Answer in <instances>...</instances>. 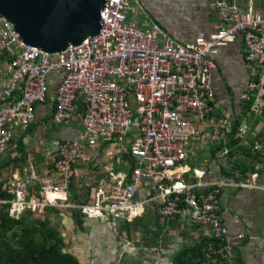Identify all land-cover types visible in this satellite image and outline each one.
Wrapping results in <instances>:
<instances>
[{
    "label": "built area",
    "instance_id": "obj_1",
    "mask_svg": "<svg viewBox=\"0 0 264 264\" xmlns=\"http://www.w3.org/2000/svg\"><path fill=\"white\" fill-rule=\"evenodd\" d=\"M130 3L105 0L98 34L56 53L24 44L0 15V49L12 50L0 73V167L15 128L32 123L35 106L46 102L52 73L60 75L56 121L71 122L78 97L85 102L75 138L56 140L47 152L57 174L36 175L30 163V176L10 177L5 185L10 199H0V218L4 207L16 219L45 208L75 210L108 223L126 250L134 245L119 231V220L143 214L155 200L161 216L188 213L193 224L206 226L217 242L220 263L236 264V244L222 221L219 197L224 188L255 186L227 176L207 181L206 168L187 166L186 161L193 143L219 141L224 139L223 127L231 128L224 119H212L211 71L219 49L240 35L250 67L240 101L249 105V116L263 114L264 14L253 5L241 9L239 0H215L222 26L211 38L185 44L158 24L147 31L137 29L128 20ZM236 129L247 136L250 126L244 120ZM101 142L129 145L131 172L112 173L110 189L97 188L92 204L69 200L72 162ZM253 150L264 166V139H256ZM31 181L38 183V195L30 196ZM244 239V233L236 236L237 241Z\"/></svg>",
    "mask_w": 264,
    "mask_h": 264
},
{
    "label": "crops",
    "instance_id": "obj_2",
    "mask_svg": "<svg viewBox=\"0 0 264 264\" xmlns=\"http://www.w3.org/2000/svg\"><path fill=\"white\" fill-rule=\"evenodd\" d=\"M223 1L228 4L231 0ZM237 4L243 10L253 5L264 14V0H239ZM130 5L128 20L137 29L147 31L153 24H158L185 44L199 38H211L222 26L215 0H131ZM11 55L12 50L8 53L0 49V73ZM245 55L244 38L240 35L220 48L215 56L211 71L215 95L212 119H224L231 130L224 126V139L219 141L193 143L194 150L189 153L186 163L190 167L206 168L207 181L217 180L225 177V172L234 171L235 160L249 165L248 176L237 180L248 181L256 189L224 188L219 206L222 221L237 245L236 263L264 264V166H260L261 159L255 157L252 147L256 139H264V115L250 120L245 105L240 101L250 75ZM59 79L58 73L49 76L46 102L35 106L32 123L15 128L2 156V162L14 158L0 171L1 192L8 196L6 182L13 176H30V163L36 175H56L54 161L47 155L49 148L56 140L75 138L81 128L85 112V102L81 97L75 103L71 122L55 120L54 99ZM244 120L250 126L249 133L236 146L234 156H228L225 144L229 142L233 124ZM32 124L33 127L29 128ZM132 165L129 145L101 142L93 149L85 148L83 154L72 162L67 187L69 200L92 204L97 188L110 189L112 173H130ZM250 166H255L254 171ZM28 191L30 196L38 195V183L29 182ZM52 209L45 210L44 216L62 237L63 250L79 264H112L119 259L120 264H151L156 260L158 264H175L181 252L194 249L203 239L211 238L208 228L193 224L188 213L169 218L161 216L154 200L143 214L130 221L119 220V231L134 245L122 250L119 238L108 223L85 218L75 210ZM240 233L245 234V239L237 241L236 236Z\"/></svg>",
    "mask_w": 264,
    "mask_h": 264
},
{
    "label": "trees",
    "instance_id": "obj_3",
    "mask_svg": "<svg viewBox=\"0 0 264 264\" xmlns=\"http://www.w3.org/2000/svg\"><path fill=\"white\" fill-rule=\"evenodd\" d=\"M248 110L249 105L245 106L246 113ZM237 124L239 123L233 124L229 142L225 144L228 156H234L236 146L244 137L237 133ZM32 127L33 124L29 126ZM255 157L259 158L258 155ZM13 160L14 158L4 160L0 171ZM250 167L254 171L255 166ZM248 171L249 165L235 160L234 171H227L224 174L237 180L246 178ZM1 188L0 182V197L10 199V195L2 193ZM49 209L52 208L36 212L26 211L16 219L8 215L6 207L3 208L0 218V264H79L71 254L63 250L62 237L51 225L49 218L44 216L45 210ZM235 247L237 248V245ZM216 249L217 242L212 238H205L196 248L181 252L176 257L175 264H221L219 255L215 253Z\"/></svg>",
    "mask_w": 264,
    "mask_h": 264
},
{
    "label": "water",
    "instance_id": "obj_4",
    "mask_svg": "<svg viewBox=\"0 0 264 264\" xmlns=\"http://www.w3.org/2000/svg\"><path fill=\"white\" fill-rule=\"evenodd\" d=\"M104 4L105 0H0V15L24 44L56 53L98 34Z\"/></svg>",
    "mask_w": 264,
    "mask_h": 264
},
{
    "label": "rangeland",
    "instance_id": "obj_5",
    "mask_svg": "<svg viewBox=\"0 0 264 264\" xmlns=\"http://www.w3.org/2000/svg\"><path fill=\"white\" fill-rule=\"evenodd\" d=\"M263 115H264V112H263V114H262V115H259V117H258V118H262V117H263ZM256 118H257V117L250 116V120H251V119H254V120H255ZM250 120H249V121H250Z\"/></svg>",
    "mask_w": 264,
    "mask_h": 264
}]
</instances>
